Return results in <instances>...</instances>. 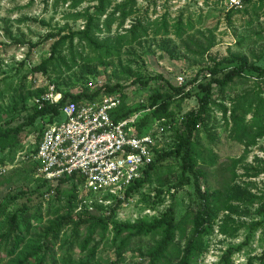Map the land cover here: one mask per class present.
Wrapping results in <instances>:
<instances>
[{
    "label": "rangeland",
    "instance_id": "rangeland-1",
    "mask_svg": "<svg viewBox=\"0 0 264 264\" xmlns=\"http://www.w3.org/2000/svg\"><path fill=\"white\" fill-rule=\"evenodd\" d=\"M93 3L86 0L79 7L72 8L69 0H0V128L16 127L26 121L34 111L37 99L53 84L76 94L88 87L87 81L91 78L105 84L119 83L128 92L126 102L129 107H136L142 102L150 105L155 93L171 94L165 81L179 85L176 77L180 74L186 81L200 69L219 63L217 76H223L234 67L235 63L227 59L235 55L245 57L249 65L264 67V0H253L236 11L227 10L219 0H136L134 12L122 25L117 20L111 31H107L101 24L104 31L97 34L99 39L108 38L119 46L118 55L99 60L92 47L76 38L73 51L77 64L72 69L57 64L52 65L47 73L33 72L34 65L51 53L55 40H45L46 35L63 27L83 28L84 20H74L71 15ZM138 20L144 23L147 32L133 40L129 29ZM163 20L168 22L167 32L161 26ZM179 22L183 24L182 34L176 30L175 25ZM8 32L23 43L15 41ZM28 41L39 42L30 55ZM71 50L69 43L61 48L60 53L67 61H70ZM206 77L209 79L212 75ZM137 80L139 82H135ZM144 81L148 83L143 84ZM87 89L90 92L96 90ZM257 92L264 98V76L243 71L223 92L216 90L215 102L208 106L205 119L197 123L192 161L195 169L201 172L203 189L219 195L221 202L214 230L205 237L204 249L194 256L193 264H225L222 256L227 249L244 241L243 248L233 253L232 264H259L258 257L264 252V213L259 211L264 203V135L250 145L255 130L253 115L248 113L245 116L244 130H238L232 120L235 102L240 98L245 102L253 98L257 100ZM202 95L200 87H194L190 95L172 96L170 114L166 116L168 128L160 135L159 150L168 151L175 147L176 134L184 130V117L199 108ZM222 104L227 107L226 113ZM139 113L134 111L132 115L138 114L139 117ZM64 119L62 115L58 120ZM159 122L163 123L159 118L152 121V128ZM42 123V120H36L25 126L13 136L10 147L0 149V205L8 203V209L14 211L27 204L30 221V231L22 247L16 254L4 256L0 264H12L22 258L39 244L46 227L53 221L62 217L70 220L88 217L86 211L105 216L110 208L116 207V221L133 222L156 217L172 206L176 219L183 222L186 234L190 233L198 195L193 177L185 170L181 157L171 156L159 161L150 181L133 196L121 201L101 202L81 197L80 192L76 201L70 200L71 183L63 184L56 194L53 186L46 185L40 178L42 176H38L29 156L37 146ZM3 167L6 171L2 172ZM182 178L186 182L177 186ZM232 194H237L240 199H229ZM86 232L87 228L82 226L80 239L85 238ZM72 233V225L68 224L62 231V240L71 238ZM114 235L112 222L106 228L97 226L87 249H81L79 242L75 243L73 262L85 263L90 247L98 243L92 264H112L119 257L120 241L127 232L117 241ZM159 236H132L117 264H140L142 254L156 243ZM176 242L184 243L180 233ZM66 249L56 246L57 257ZM251 257L253 260L249 261Z\"/></svg>",
    "mask_w": 264,
    "mask_h": 264
},
{
    "label": "trees",
    "instance_id": "trees-1",
    "mask_svg": "<svg viewBox=\"0 0 264 264\" xmlns=\"http://www.w3.org/2000/svg\"><path fill=\"white\" fill-rule=\"evenodd\" d=\"M69 1L72 8H77L86 0ZM91 1L94 2L91 6L86 7L82 11H76L71 15L74 20H84L83 28L72 29L63 27V29H60L58 32H51L46 35L45 40H55L51 45V53L49 57L34 65L32 68L33 72L47 73L52 65L56 66L57 64L59 66L62 64L65 65L67 70L72 69L77 64L75 51H73L74 41L76 38L79 42H86L90 47H92L97 53V58L99 60H103L120 53L119 46L113 44L108 38L104 40L99 39L97 34L102 33L104 31L103 28L107 31H111L112 25L117 20H120V24L122 25L126 18L134 12L136 0H128L125 3L117 2V0ZM110 8H112L111 12H109ZM117 12H120L119 15H116ZM229 14H231V12ZM104 15H106L105 19L103 23H101V19ZM40 22L49 25V23L44 20H40ZM101 24H103V28L101 27ZM161 26L166 32L168 31V22L166 20H163ZM175 26L179 34H182L184 31L182 22L177 23ZM61 31L65 33L61 35ZM129 32L132 39L135 40L144 36L147 30L144 23H142L141 20H138L130 27ZM8 33L15 41L23 43L20 39L13 37L11 32ZM66 43H69L70 48H72L70 61H67L60 53L61 48ZM38 44L39 42L32 43L31 41H28V55H30L29 53L33 51ZM227 60L232 61L235 65L233 68L225 72L223 76H217L219 63H216L213 67L200 69L191 79L186 80L181 85H176L169 80H166L165 86L171 90V94L166 96L161 92L155 93L150 105L142 102L136 107H129L126 102L128 92L124 90L123 85H120L119 83L104 85V88L108 92H119L122 99L121 104L111 112L115 121H120L131 116L134 111L140 112V116L135 123L138 135L148 133L152 129L151 122L155 119H165L164 123H166V116L170 114L169 106L172 101V96L190 95L194 91V87H200L203 92V95L199 99V108L197 110L189 111L184 117V130L183 132L176 134L177 142L175 147L168 151L158 149L155 152L153 161L144 171L142 177L135 180L125 192V197H130L138 192L139 189L144 187L145 184L150 181L152 172L155 170V166L159 161L165 160L171 156L181 157L185 170L193 177V185L198 195L197 210L194 213L195 218L193 219L192 228L189 234H186V228L183 225V222L176 219V212L172 206L168 207L156 217L151 219L140 218L133 222L116 221L114 219L116 215V207L110 208L108 214L105 216L86 211L85 215H88V217L80 216L74 220L62 217L59 220L53 221L48 227H46L39 244L30 249L22 256V258H19L17 261H13L12 264H76L73 262L72 257L75 243L79 242L81 249H87L90 241L93 240V234L97 226H103L106 228L109 222H112L114 225L115 241H117V239L120 238L124 232H127V236L123 237L120 241V250L118 252L119 257L112 264H117L121 261V252L128 246L129 240L132 236L144 234H159L160 236L156 243L148 249L146 253L142 254V261L140 264H193L194 256L204 249L205 237L211 234L214 230L218 204L221 202L219 195L209 193L203 189L201 172L195 169L192 161L193 143L197 131V123L205 119L208 106L212 102H215L214 94L216 93V90H218V92H223L229 83L233 82L235 78L241 76L243 71H252L259 77L264 76V67L260 65H249L248 60L245 57L235 55L231 59ZM208 74L212 75L209 79L206 77ZM135 82H139V80ZM147 83L148 81L143 82V84ZM87 88L76 94L57 88L58 90H62L64 92V96L59 103H47L41 107L37 104L34 111L28 116L26 121L20 123L16 127H6L4 129L0 128V149L5 150L10 147L12 140L14 139L13 136H17L25 128V126L34 124L36 120L43 121L42 125L39 127L38 138H40L43 129L49 123L57 121L59 117L62 116L60 106L65 103L67 98L78 101L81 99H92L100 92V89L90 92ZM257 96V100L253 98L249 102L243 101V98L238 99L232 109V120L235 124L234 126L238 130H244V126L246 125L244 122L245 116L248 113L253 115L252 118L254 119L255 130L250 145L254 144L257 141V138L264 135V98L261 97L258 92ZM221 106L226 113L227 107L223 104ZM240 109L243 111L239 112ZM31 152H36V147L32 149ZM29 156L34 161L33 157L31 155ZM34 164L38 171V163L34 161ZM40 178H42L43 183L46 185L50 184V187L53 186L56 194H59L63 184L71 183L73 191L70 193V200L75 199L76 201L78 198V192L81 193L80 185L82 183V179L75 175L61 177L52 181L44 179L43 177ZM185 182L186 179L182 178L178 182L177 186L181 187ZM83 196L86 197L88 195L83 192L82 197ZM231 198H238L237 200L240 199L237 194H232L229 199ZM122 199L123 198H117L116 201H121ZM259 211L262 214L264 213V203H262L259 207ZM28 214L27 204L22 205L14 211H10L8 209V203L0 205V262L4 256L16 254L24 244L30 231ZM68 224L72 225V236L71 238L62 240V231ZM82 226L87 228V232L85 234V238L80 239V228ZM179 233L181 238L184 240V243L176 242V237H178ZM245 242L246 241L238 245H231L227 249L222 256L225 264H232L231 258L233 253L241 250L245 245ZM56 246H59L61 249L67 248V251L65 250L62 256L57 257V253L55 251ZM98 246V243H95L92 247H90L85 263L82 264L93 263ZM258 259L259 264H264V252L258 257ZM252 260L253 258L251 257L249 261Z\"/></svg>",
    "mask_w": 264,
    "mask_h": 264
},
{
    "label": "built area",
    "instance_id": "built-area-1",
    "mask_svg": "<svg viewBox=\"0 0 264 264\" xmlns=\"http://www.w3.org/2000/svg\"><path fill=\"white\" fill-rule=\"evenodd\" d=\"M219 1L227 10H238L253 0ZM176 80L181 85L185 77L180 74ZM87 85L100 89L99 94L79 101L67 98L60 106L65 119L49 123L43 129L36 152L30 155L38 163V176L44 179L52 181L75 175L82 179L81 194L84 192L89 199L101 202L124 199L127 188L142 177L153 161L160 135L168 126L162 119L163 123L138 135L135 125L138 114L120 121L111 115L121 104L119 92H108L105 83L98 79L91 78ZM63 96L64 92L53 84L36 102L39 107L57 104Z\"/></svg>",
    "mask_w": 264,
    "mask_h": 264
}]
</instances>
